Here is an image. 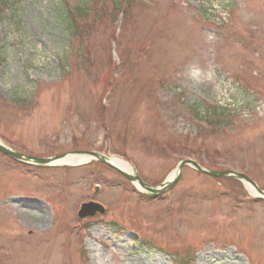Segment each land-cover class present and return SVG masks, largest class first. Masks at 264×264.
Wrapping results in <instances>:
<instances>
[{
	"label": "rangeland",
	"instance_id": "1",
	"mask_svg": "<svg viewBox=\"0 0 264 264\" xmlns=\"http://www.w3.org/2000/svg\"><path fill=\"white\" fill-rule=\"evenodd\" d=\"M80 1L2 9L0 140L117 158L150 187L193 160L264 191V0H128L124 18L89 0L91 29L71 38L60 11ZM199 108L228 116L210 125ZM90 202L103 211L81 220ZM0 264H264V199L190 167L151 197L98 162L0 155Z\"/></svg>",
	"mask_w": 264,
	"mask_h": 264
},
{
	"label": "water",
	"instance_id": "2",
	"mask_svg": "<svg viewBox=\"0 0 264 264\" xmlns=\"http://www.w3.org/2000/svg\"><path fill=\"white\" fill-rule=\"evenodd\" d=\"M0 152L7 154L9 156H11L12 158L20 161V162H24V163H28V164H34V165H38V166H50L53 164H58L57 162L66 158L68 155H60L57 157H53V158H34V157H27V156H23L20 153L14 152L12 150H10L9 148L5 147V145L0 143ZM73 154L76 155H84V156H88L92 159H89V161H94L97 160L101 163H104L106 165H108L109 167L115 169L116 171H118L121 175H123L126 179H128L131 182H136L137 185L143 189L147 194L153 195V196H159L164 194L165 192H167L171 187H173L181 178L182 173H183V169L185 166H189L194 168L195 170L209 175L211 177L214 178H235L238 179L240 181H242L246 186H251L255 192L259 195H261V197H264V191H262L255 182H253L252 180H250L246 175L243 174H239L236 172H214V171H209L206 169H203L201 166H199L196 162L191 161V160H185L182 161L177 168V171L174 175V177L170 180L165 182L164 184H162L159 187H149L147 186L145 183H143L140 179V177L138 176V174L136 172L133 171V176L129 175L121 170H119L117 167H115L113 164H111L109 162V158L106 156H103L101 154L95 153V152H75ZM94 209H97L99 211H103V207L99 204L96 203H89L86 205L82 206L81 211L79 212V216L81 218H85L87 216H91L94 214Z\"/></svg>",
	"mask_w": 264,
	"mask_h": 264
},
{
	"label": "trees",
	"instance_id": "3",
	"mask_svg": "<svg viewBox=\"0 0 264 264\" xmlns=\"http://www.w3.org/2000/svg\"><path fill=\"white\" fill-rule=\"evenodd\" d=\"M10 0H0V17H2V9H6L8 8V4H9ZM109 1V0H107ZM128 0H112V3L115 4V12L112 15H118L122 16L123 18L126 15V2ZM66 3V2H65ZM62 6L61 11H60V22L61 25H64L65 29L67 31H69V36L71 38L73 37H80L81 39L85 38L86 32L88 33V29L90 30L91 28L86 25V24H81L79 22V18L80 17H87V15L89 14L88 12H91L92 7L89 4V0H81L80 3H78L75 7H73V9L67 7L66 5ZM97 3V2H96ZM125 5L124 9L123 7H121L122 5ZM67 8L69 9V11H67ZM120 8V9H119ZM71 10V12H70ZM104 10V8H103ZM100 13L102 17L101 19H104V17L107 15L106 12L101 11ZM98 13V15L100 14ZM73 41V40H72ZM196 112L200 118V120L205 121L206 123L210 124V125H219V123L221 122V118L222 121H224V119L228 116V111L224 110V109H201L199 108L196 109ZM230 114V113H229Z\"/></svg>",
	"mask_w": 264,
	"mask_h": 264
},
{
	"label": "bare ground",
	"instance_id": "4",
	"mask_svg": "<svg viewBox=\"0 0 264 264\" xmlns=\"http://www.w3.org/2000/svg\"><path fill=\"white\" fill-rule=\"evenodd\" d=\"M89 161V157H81V156H69L67 158H64L60 161H58L57 163L60 164H64V165H77V164H83L85 162ZM110 162L118 167L121 170H124L125 172H131V169L129 168V166L122 160L120 159H116V158H112L110 159ZM174 177V175H172L170 177V180ZM252 195H257L256 192L253 189H249Z\"/></svg>",
	"mask_w": 264,
	"mask_h": 264
}]
</instances>
